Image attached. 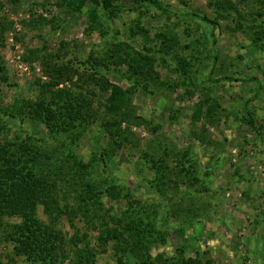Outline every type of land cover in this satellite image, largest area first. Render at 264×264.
<instances>
[{
	"label": "rangeland",
	"instance_id": "rangeland-1",
	"mask_svg": "<svg viewBox=\"0 0 264 264\" xmlns=\"http://www.w3.org/2000/svg\"><path fill=\"white\" fill-rule=\"evenodd\" d=\"M98 1L0 0V145L26 151L29 160L38 156L37 176L58 181L51 209L38 204V219L63 234L68 258L75 252L71 238L87 233L96 264H116L112 244L99 246L94 228H113L139 203L157 199L169 206L160 218L168 232L166 244L150 251L152 257H175L176 249L185 248V257L198 256L202 264H264V0H156L183 14L169 17L146 12L135 0H111L113 20ZM197 17L212 21L215 31ZM29 52H38L36 60H26ZM45 53L59 55L57 62L68 73L77 71L73 83L91 56L101 75L128 92L131 107L143 119L144 124L130 128L138 148L121 150L112 174L104 173L98 157L107 139L93 120L88 130L68 134H78L69 146L67 134L56 129L58 119L51 131L31 114V105L52 100L43 88L49 82L41 64ZM144 56L152 64L143 70L153 68L135 76L128 65L141 66ZM225 76L241 81H220ZM87 88L98 95L88 100L100 113L103 95L93 85ZM57 89L80 91L69 81ZM249 114L254 128L246 123ZM68 148L93 165V181L116 180L128 189L114 199H99L101 221L92 230L73 210L74 194L60 182L71 172ZM152 152L180 175L161 197L140 183L153 179L154 171L141 160ZM56 161H63V173L51 179ZM17 221L3 217L4 226ZM2 230L0 259L11 249ZM13 264L29 263L14 258Z\"/></svg>",
	"mask_w": 264,
	"mask_h": 264
},
{
	"label": "trees",
	"instance_id": "trees-1",
	"mask_svg": "<svg viewBox=\"0 0 264 264\" xmlns=\"http://www.w3.org/2000/svg\"><path fill=\"white\" fill-rule=\"evenodd\" d=\"M89 1L91 4L99 5L98 0ZM135 1L147 7L146 12L153 9L166 17L170 15L183 16L182 13L172 12L156 0ZM102 3L103 11L109 14L110 19L113 20L116 15L114 10L110 9L112 1L103 0ZM197 18L204 24L210 25L212 32L215 31L216 27L212 21L202 17ZM212 44H215L214 34H212ZM146 51L149 52L150 49ZM197 53L200 54V52ZM29 54V58L26 60L30 62L36 60L38 52H29ZM41 59L43 72L49 79L43 88L49 92L52 100L47 104L40 102L34 108L31 105V114L37 117V121L44 122L51 131L54 127L53 121L58 119L56 129L67 134V136L74 129L81 132L88 130L89 121L93 120V124L99 125L100 133L107 139L106 145L99 152L98 157L103 163L104 173L105 169H108L109 174H112L115 169V156L121 150L130 147L137 149L139 146L137 138L130 131L131 126L144 124L143 119L138 117L135 109L131 107L128 92L111 84L101 75V72L97 70L99 66L92 64L95 60L91 56L83 63V66H86L75 83L72 80L77 71L73 69L72 73H68L67 66L62 62H57L60 59L59 55L45 53ZM148 59L144 56V63L141 66L132 64L128 67L135 76H140L142 72L150 73L152 66L143 70L144 65L148 67L152 64L148 62ZM216 59L217 57L214 56L213 64ZM178 64L183 68L184 61L182 60ZM212 73L213 70L208 75V81ZM222 80L228 82L241 81L228 76L223 77L220 81ZM67 81L81 92L57 89L60 84ZM248 81H256V79L251 78ZM90 85L97 88L98 92L103 95L100 113L96 109L93 110L92 102L88 100L89 96H98L94 91L88 90L87 87ZM195 114L200 113L196 112ZM246 123L254 128V119L250 114ZM123 125L125 127H122ZM71 126H73L72 129ZM256 135L261 137L259 130H256ZM77 137L78 134L76 133L68 136L69 146L75 144ZM68 151V157L70 160L74 158V161L69 160L71 172L67 176L68 179L60 182H62V186L74 194L75 205L73 210L79 211L84 216L85 228L92 230L94 228L93 223L101 221L97 214L99 210H96L101 205L99 199L105 196L114 199V197L120 196L121 191L128 189L123 185H118L116 180H104L102 183L93 181V174H95V171L91 170L93 165L81 162L79 155L74 153L72 149L68 148ZM25 152L19 151L14 146L10 148L7 145H0V229H3L1 233L3 242L11 247L9 255L0 259V264H13L14 258H21L29 264H64L65 261H67L66 264H96L97 253L89 249V242H85L87 233H84L82 238H71L70 242L75 252L73 251V258H68V254L65 253L66 248H64L67 243L63 234L38 219L36 213L38 204H42L46 212L51 209L54 202L52 194L58 181L52 180L49 183V181L38 177L37 172L40 171L37 165L38 156L34 155L29 160L26 159ZM141 160L150 165L154 173L153 179L144 180L142 178L140 183L159 197L164 194L166 185L173 180V177H180L179 173L170 171L164 158V161L155 160L153 152L151 155L143 154ZM54 163L51 164L52 176L50 177L51 179H59L63 173V167L60 168L63 161ZM75 170L76 172H74ZM48 193L52 196L49 198V202L45 200ZM168 208L169 206L157 199L151 203H139L137 210L133 209L129 213L126 212L125 216L121 215L123 219L117 221L113 228H110L108 224L104 225L102 229L94 228L97 233L95 240L101 247L112 244L116 264H202L198 256L195 258L185 257V248L176 249L175 257H166L161 253L155 257L151 256L150 251L152 249H157V246L162 247L166 244L165 236L168 231L163 229L166 221H161L160 218ZM65 209L68 210V207L66 206ZM178 212L181 213L182 211ZM4 216L16 217L18 221L4 226ZM94 216L96 219H93ZM79 245H81V249H78Z\"/></svg>",
	"mask_w": 264,
	"mask_h": 264
}]
</instances>
